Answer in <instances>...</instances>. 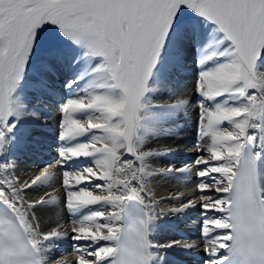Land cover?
I'll use <instances>...</instances> for the list:
<instances>
[{"label": "snow or ice", "instance_id": "obj_1", "mask_svg": "<svg viewBox=\"0 0 264 264\" xmlns=\"http://www.w3.org/2000/svg\"><path fill=\"white\" fill-rule=\"evenodd\" d=\"M193 95L195 158L153 163L180 151L147 145L176 136ZM35 119L55 121L57 156L30 182L0 159V264H163L172 248L264 264V0H0V157ZM57 169L70 230L36 211L60 202ZM156 176L198 182L158 209ZM39 187L52 190L30 199ZM196 210L198 241L151 238L157 220Z\"/></svg>", "mask_w": 264, "mask_h": 264}, {"label": "bare ground", "instance_id": "obj_2", "mask_svg": "<svg viewBox=\"0 0 264 264\" xmlns=\"http://www.w3.org/2000/svg\"><path fill=\"white\" fill-rule=\"evenodd\" d=\"M210 25L208 28L210 29ZM68 52L65 53L64 60L62 63H55V68L59 74L60 82H63L68 78L69 73L75 69L69 68V62L71 60V54L67 56ZM189 67L194 73L195 66L191 62V56L188 59ZM31 78V77H30ZM51 80L52 77L49 76ZM189 94H191L192 89V80L193 76L190 74L187 77ZM55 83V82H54ZM196 104H195V95H193L192 104L189 107V118L187 123L184 125L179 132L176 133V136H164L157 137L150 141L147 147H151L154 144H168L178 146L180 151L175 154V157H159L153 160V163L157 165H163L164 168L168 166L169 163L175 165V167L182 166L183 162L189 159H194L196 156L195 148L193 147L194 136H195V119H196ZM41 117L48 115V112L41 110ZM183 118V117H181ZM58 120V117H57ZM18 136L20 137V145L14 149H10L6 157H0V159H11L16 165V175L19 176L21 182L29 181L31 178H34V175L38 174L43 167L49 163L54 162L57 156L56 147L58 145L57 140V129L55 121H49L47 123L42 122L41 119H35L29 122L28 132L25 138V134L18 130ZM77 162L66 165L69 170L76 165ZM84 161L79 162L83 164ZM79 166V165H77ZM58 175L54 181L56 188L59 190L61 200L55 206H45L38 208L37 215L40 216L41 223L45 229L53 227L57 223L58 217L54 215L59 212V219L64 223L67 229L70 230L71 223L69 219V214L63 208V187L60 183L61 177L59 175L63 169L56 170ZM196 179H192L190 183H185L176 178H165L163 176H156L150 180V187L155 194V197L158 200H161L163 197L173 196L179 192H187L195 188ZM51 188L48 187H39L33 189L29 192V198H38L40 195H43L45 192L51 191ZM174 201L163 199L158 205V209H167L174 206ZM198 215V210L190 211L183 214H177L175 216H165L162 219H159L155 222L153 226V232L151 238L158 243H167L172 240L181 239L182 236L188 237V242L192 240H199V233L196 229V226L192 223V220L195 219ZM188 218V219H186ZM186 219V220H185ZM62 251L58 250L55 252L57 257L61 255H67L72 258L73 253L70 248L69 242H61ZM67 248V252H63V249ZM163 253V264H183V261H186L187 264H198L200 257L203 256V252H200L198 255L193 252L197 251L196 249L192 251L185 252L182 249L172 248V249H161L159 250Z\"/></svg>", "mask_w": 264, "mask_h": 264}, {"label": "rangeland", "instance_id": "obj_3", "mask_svg": "<svg viewBox=\"0 0 264 264\" xmlns=\"http://www.w3.org/2000/svg\"><path fill=\"white\" fill-rule=\"evenodd\" d=\"M206 27H208V25H206ZM70 47V49H71V46H69ZM74 52H75V49H71L70 51H68V54H67V56L69 57V55L71 54V56L70 57H72V55L74 54ZM191 89H192V87H190Z\"/></svg>", "mask_w": 264, "mask_h": 264}]
</instances>
